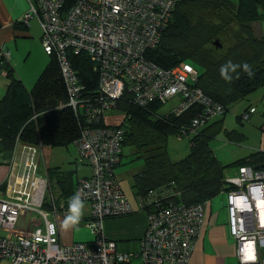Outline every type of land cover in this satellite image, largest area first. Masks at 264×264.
<instances>
[{"label": "trees", "instance_id": "obj_1", "mask_svg": "<svg viewBox=\"0 0 264 264\" xmlns=\"http://www.w3.org/2000/svg\"><path fill=\"white\" fill-rule=\"evenodd\" d=\"M75 1L69 0L68 7ZM210 7L218 11L215 16ZM263 20L264 0H176L168 22L159 29L158 43L146 52L145 58L162 70H171L184 62L195 66L197 79L190 80L188 86L201 90L212 104L221 107V113L212 116L206 115V107L198 103L180 113L175 112L183 98L179 95L140 105L135 102L130 88L125 89L124 94L114 100V107L108 109V99L101 90L99 64L83 51L76 54L67 49V59L81 90L76 105H71L56 52L48 54L43 47L50 60L36 82L27 88L0 45V75L8 80L0 96V154L3 160L11 158L20 145L41 149L75 144L82 162L91 166L89 176L75 178L76 171H64L61 166L45 170L47 187L42 210L66 217L69 200L77 193L79 182L93 173L92 164L82 158L78 147L83 132L88 128H119L123 130V141L113 173L118 180L116 168L123 164L125 147L131 149L134 160H143V168L132 179L138 207L126 214L107 217L104 222L143 212L147 232L149 218L165 209H188L200 203L208 204L221 193L227 195L233 189L228 178L237 175L241 167H264V152L255 151L231 163H223L211 144L220 133L233 143L245 140L242 128L229 129L224 121L236 103L264 87V36L254 27ZM23 26L26 23L20 20L15 23L16 29ZM229 29L237 30L242 39L232 46L227 45L225 50L224 44L223 47L217 45L218 37L220 30ZM229 62L240 67L229 70L227 75L231 79L226 80L221 69ZM245 63L250 66L251 76L243 69ZM170 100L175 101L170 112L161 114ZM114 112L122 115L121 123L107 121V116H118ZM242 117H237L239 126L244 124ZM196 119L200 120L198 125L194 124ZM172 137L188 139L190 150L184 158L171 159L168 141ZM39 170L42 175L40 167ZM228 172L236 174L230 176ZM0 189H6V183ZM93 218L91 208L85 223ZM93 236V240L86 242L92 243ZM116 242L119 244L121 240ZM136 258L141 261L140 257ZM0 261L12 264L9 256H1ZM254 264H261V261Z\"/></svg>", "mask_w": 264, "mask_h": 264}, {"label": "built area", "instance_id": "obj_2", "mask_svg": "<svg viewBox=\"0 0 264 264\" xmlns=\"http://www.w3.org/2000/svg\"><path fill=\"white\" fill-rule=\"evenodd\" d=\"M35 1L37 6L30 2L31 10L22 22L27 23L33 17L40 22L42 45L48 54L56 52L59 56L71 105H76V97L81 90L67 59V49L76 54L83 51L99 64L101 90L108 99V109L113 108L114 100L130 88L135 102L140 105L179 95L183 98L175 107V112L180 113L198 103L206 107L208 116L221 113V107L212 104L201 90L188 86V82L198 75L191 65L181 63L171 70H162L145 58L146 52L158 43L159 29L168 22L176 0H76L69 7V0ZM132 11H135L134 15ZM127 57L130 60L126 64ZM247 118L244 115V119ZM199 123L200 120L194 121L195 125ZM122 141L123 130L119 128H88L78 141L82 158L89 160L93 167L92 176L81 180L77 188L82 200L91 203L94 218L86 225L95 235L92 243L62 244L56 225L47 219L48 214L41 205L36 207L29 204V198L20 201L11 196L12 188L8 183L0 203L4 210L7 211L8 206L12 209L6 212L7 217L0 222V228L4 230L16 226L17 229L21 216L29 217V224L33 225L35 216L32 212L42 216L44 225L50 224V228L36 224L30 231L17 229L22 233H31L30 241H26L27 238L0 236V242L5 243L0 257L9 256L12 264H71L76 253V264H103L100 258L107 264H126L135 256L141 258L142 264H189L195 243L206 224L209 203H200L188 209H165L151 216L150 229L136 255L120 251L117 243L103 232L105 218L126 214L133 209L113 173ZM22 146L27 153L21 176L17 178L11 169L8 182L16 177L15 183L37 192L43 204L47 179L40 174L39 148ZM228 182L235 183L233 186L239 191L229 193V231L238 241L240 262L249 264L256 260L258 251L264 249V167H241L237 175L228 178ZM40 183L44 193L42 190L40 193ZM102 211L106 212V216L99 217ZM40 245L45 252H58L54 253L56 257L53 261L39 256L37 250ZM109 248L112 251L108 253Z\"/></svg>", "mask_w": 264, "mask_h": 264}, {"label": "crops", "instance_id": "obj_3", "mask_svg": "<svg viewBox=\"0 0 264 264\" xmlns=\"http://www.w3.org/2000/svg\"><path fill=\"white\" fill-rule=\"evenodd\" d=\"M28 10L29 5L24 0H0V23L2 25L0 28V45L2 47L8 46L13 40V36L15 34H20L17 33L18 30L15 28V23L17 21L19 22ZM254 27L256 31L264 36V22L256 23ZM234 106L230 111V119L226 121L225 118L224 124L229 129H236L237 127L242 128L246 137L244 143L240 145L241 147L238 149V153H236V156L232 158L231 161L245 157L255 151L264 152V87L253 93L248 99L239 102L238 105ZM247 113H249V119H243L244 115ZM238 116H243L242 119L244 120V124L241 126L237 123ZM230 149L234 150L235 148L230 147ZM53 156L54 149L51 147L46 146L38 150V158L40 161L39 167L42 175L44 173V177L45 170L48 167L61 166L62 170L68 171L67 168L61 164L62 160L55 159L56 162L52 165L51 161ZM25 160L26 151L21 145L18 146L11 158L7 157V159L3 160L2 155L0 154V187L5 183L6 186L8 185V176L11 169H13V173L15 175L22 172ZM73 170L77 172L76 169ZM228 174L232 176L236 174V172H228ZM89 175L90 174H83L78 177H87ZM116 177L118 178V175ZM4 190L0 189V198L5 197ZM226 202L227 197L221 199L220 201L212 200L209 202L207 209L208 218L204 230L195 243L194 251L189 264H242L237 255L236 240L233 236H231L229 231ZM84 204L85 208L83 219L78 228L75 229H66L64 227L63 222L65 216H63V214L56 215L51 213V221L57 226L60 240L65 245L79 241L93 240L91 233L87 234L85 229L82 227L83 225L86 227L85 218L89 217L91 213L90 204L87 202H84ZM262 212L264 213V211ZM138 216L139 215H131L122 219L110 218L105 221L104 227L108 237L115 241L121 240L120 243H124V245L118 244V247L122 252L136 255L141 250V240L144 236L146 228V214L145 221L143 218L141 220ZM28 227H30L29 217L21 216L18 220L17 229L29 230ZM7 235L8 233L5 230H0V236ZM133 258L136 259V256ZM258 258L259 261L264 260V249H260L258 251ZM134 259H131L129 264H132ZM0 264L5 263L0 261Z\"/></svg>", "mask_w": 264, "mask_h": 264}, {"label": "rangeland", "instance_id": "obj_4", "mask_svg": "<svg viewBox=\"0 0 264 264\" xmlns=\"http://www.w3.org/2000/svg\"><path fill=\"white\" fill-rule=\"evenodd\" d=\"M24 1L27 2L29 5L30 0H24ZM232 1L237 2L238 0H232ZM210 8L212 9V10L209 9L210 12L215 16V14L218 11L216 12L213 7H210ZM26 13H28V12H26ZM132 14L134 15L135 11H132ZM24 16L21 19H23ZM262 22H264V20L261 21L260 23H262ZM16 30H18L17 33H20V34L19 35L15 34L13 36V40L9 43V45L2 47V49L7 54L12 65L14 66V68L16 70V74L22 79V81L24 82V84L27 88H31V86L36 82V80L40 76L41 72L43 71V69L46 67V65L48 64V62L50 60L49 56L47 54H45V52L43 50V45L41 42L43 30H42L40 22L35 17L31 18L29 20V22L26 23V26L22 27V29H16ZM231 30H232V33L230 32ZM13 31L15 32L14 29H13ZM220 32H221V34H220L221 37L220 36L218 37L219 38L218 39L219 44H217V45L219 47H223L222 44H224L225 50L228 48L227 45L232 46V44L234 42L241 41L240 39H242L241 35L239 34V32L237 30L236 31L233 29H229V30H225V31L220 30ZM243 46H244V44H243ZM10 56H11V58H10ZM129 60H130V57H127L126 58V64L129 62ZM0 81H1L0 96L2 97L3 93H4L3 90L5 91V89H4L5 84H7L8 80L4 76L0 75ZM174 102H175L174 100H170L167 104H165L163 106V108L161 109V114H167L168 112H170L171 106L173 105ZM238 104L236 103V105H238ZM230 113L231 112H229L226 115V117H225L226 121H228L230 119ZM115 114H117L118 116H107L108 117L107 121L109 123H112V124H118L119 122L121 123V121L123 120L122 115L119 112H116ZM243 143H244V141L240 142V143H233V142L229 141L227 139V137L224 135V133H220L219 135H217L216 138H214L211 142V144L215 150L216 155L218 156V158L223 163L232 162L233 160L231 161V159L236 156V153H238V151H239L238 149L241 147L240 145H242ZM230 147H234L235 149L232 150V149H230ZM53 149H54V156H53V159L51 161L52 165L55 164L56 160H62L61 164H63V166H65V168H67V170H71V171H75L73 169L77 170L78 174L76 175L75 178H77L78 176H81L83 174H91V166L82 162L80 155H79V152H78V149H77L75 144H71L68 147H55ZM189 150H190L189 149V142H188L187 138L172 137L168 141V152H169V155H170L172 160H179L181 158H184L188 154ZM130 151H131V149L128 147L124 148L125 155L123 158V164L116 168V174L118 175L119 183H120L124 193L126 194L127 198L131 202L133 209L137 210V207H138L137 202L135 200V196H134L133 191H132V179H133V175L143 168L144 162H143V160H140V159L134 160V155L130 154ZM20 176H21V174L16 175L17 178H19ZM16 177L11 179L8 182V183H10L9 187L12 188L11 196H15V198L20 200V201L25 200L26 198H29V201H31L29 204L34 205L36 207L41 205V207H42V203L40 202L41 196L40 195L37 196V192L30 190L29 187H24L21 184L15 183V180H17ZM229 184L233 188V189H231V191L229 193L235 194V193L239 192L237 190L238 188L233 186V185H236L235 183H229ZM39 187H40V193H41L42 183L39 184ZM45 188H44V190H45ZM42 193H44V191ZM229 193L227 195H226V193H221L213 199V201H216V200L220 201L221 199L227 197L226 211H227L228 219H230L229 211H228ZM9 205H11V204H9ZM2 206H3V204L0 203V222H3V220L7 217L6 212H8L9 210L12 209V206H8L7 211H6L2 208ZM47 214H48L47 219L49 221H51L52 220L51 213L48 212ZM32 215L35 216V219L33 221V225L29 224L30 227H28L29 228L28 231L31 230L32 226H36V224H39L40 226H44L46 229L49 227L50 224L44 225L45 219L42 216H40L38 213L32 212ZM134 215H139L138 217H140L141 220L143 218V220L145 221V214L143 212H136ZM98 216L99 217L106 216V212L102 211L98 214ZM124 217H128V216H124ZM117 219H119V218H117ZM120 219H122V218H120ZM104 226H105V222L103 224V232L106 235ZM82 227L85 229V232L87 234L91 233V230L89 228H87V225H86V227L84 225ZM55 228H57V226ZM0 230H1V228H0ZM4 230H6V232L8 233V236L11 239L27 238L26 241H30L31 236H32L31 233L19 232L16 229V226L6 227V228H4ZM230 234L232 236V233H230ZM91 236L94 237L92 233H91ZM143 239L144 238H142V240ZM119 244L124 245V243H120V242H119ZM6 246H7V244H6ZM117 246H118V244H117ZM34 247L35 246H33V248ZM4 248H5V243L0 242V252L4 251L5 250ZM6 248H8V246ZM111 251H112V248H109V251H107V252L109 253ZM37 253H39V256L42 257L43 259L51 260V261H53V258L56 257L54 255V253L58 254V252L55 250H52L49 252L43 251L41 249V245L39 246ZM71 256L73 257V255H71ZM85 259H87V257H85ZM132 259H134V258H132ZM100 260L102 261L103 264H107L103 258H100ZM76 261H77L76 260V253H74V258L70 261V263L76 264ZM140 263H141V261L139 258L134 259L132 262V264H140Z\"/></svg>", "mask_w": 264, "mask_h": 264}, {"label": "clouds", "instance_id": "obj_5", "mask_svg": "<svg viewBox=\"0 0 264 264\" xmlns=\"http://www.w3.org/2000/svg\"><path fill=\"white\" fill-rule=\"evenodd\" d=\"M237 67H240L239 65H233L231 62H229L227 65L222 67L221 69V75L226 79L230 80L231 77L227 75L228 71H235ZM243 69L245 72H247L250 76L252 75V72L250 70V66L248 64L243 65ZM84 208L85 204L84 201L81 198V195L79 192L75 193L69 200L68 205V214L66 215L63 225L66 229H75L78 228L80 225L83 216H84Z\"/></svg>", "mask_w": 264, "mask_h": 264}, {"label": "bare ground", "instance_id": "obj_6", "mask_svg": "<svg viewBox=\"0 0 264 264\" xmlns=\"http://www.w3.org/2000/svg\"><path fill=\"white\" fill-rule=\"evenodd\" d=\"M30 2H32V0H30ZM31 4H29V10L27 11L28 13L30 12V10H31ZM35 6H37V4L35 5ZM29 20L30 19H28V22H29ZM20 22H22V19L20 20ZM184 63H186V64H189V63H187V62H184ZM189 65H191L193 68H195V66H193L192 64H189ZM196 69V68H195ZM198 76V75H197ZM196 79H197V77H196ZM196 79H194V80H196ZM239 196H241V195H239ZM263 203V202H262ZM207 216H206V221H207ZM202 233V232H201ZM145 235H146V228H145V233H144V236H143V238L145 237ZM144 240V239H143ZM143 240H141V242L143 243ZM236 243H237V249H238V241L236 240ZM238 255V254H237ZM250 256H251V254H249ZM259 262V258H258V253H257V255H256V260L255 261H252V262H250L249 264H254V263H258Z\"/></svg>", "mask_w": 264, "mask_h": 264}]
</instances>
